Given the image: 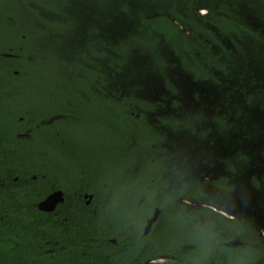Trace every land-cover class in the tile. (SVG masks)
Returning <instances> with one entry per match:
<instances>
[{
	"label": "trees",
	"instance_id": "obj_1",
	"mask_svg": "<svg viewBox=\"0 0 264 264\" xmlns=\"http://www.w3.org/2000/svg\"><path fill=\"white\" fill-rule=\"evenodd\" d=\"M252 18L264 0H0V264H93L116 236L133 245L122 264L154 207L151 241L191 243L193 263L264 264L243 215L182 202L264 207ZM55 190L64 202L39 210Z\"/></svg>",
	"mask_w": 264,
	"mask_h": 264
},
{
	"label": "flooded vegetation",
	"instance_id": "obj_2",
	"mask_svg": "<svg viewBox=\"0 0 264 264\" xmlns=\"http://www.w3.org/2000/svg\"><path fill=\"white\" fill-rule=\"evenodd\" d=\"M25 135L28 136L27 134ZM63 196H64V193H63ZM81 196L84 201V204L87 207L92 205L93 210L96 209L94 208L95 202L94 203L92 202L93 195L91 193H83ZM182 202L184 203V200ZM188 202H190V205L188 204V206L207 208L211 210L212 212L220 214L222 217L229 219V220L233 219L237 214L243 215L244 219L251 226L250 229H252L254 234H256L255 237H257L258 240L264 244V220H263L264 217L260 218L261 215L264 216V213H261L258 210V208L264 209V207L258 206L256 210L259 213L251 214V216L249 215V217H247L244 215L245 211L243 209H240V207H239L240 210L232 209L233 213H230V212H225L221 208L215 207L207 202H195V201H188ZM62 203H59V204H62ZM59 204H57L51 212H54V210ZM96 207H97V203H96ZM156 209H158L159 211L156 221L151 224L147 232H144V229L147 226V221L152 217ZM241 211H243L242 214H241ZM159 215H160V209L158 207H154L151 215L145 218L144 223L142 225H139L140 226L138 227L139 228L138 237H139V242H140L139 252L137 254L131 255L132 258L126 259V261L122 262V264H173V262L178 259H180L186 264H198V263H193L191 261L192 255L189 254V251L192 247V244L189 242L183 243L179 248L180 244H177L175 237H172V236L167 240H164L163 238H155L157 242H155L154 240L151 241V232L155 224L157 223ZM148 237H150V239H148ZM128 240L129 238L127 237L125 238V241H124V239L121 236L109 237L103 240L102 242H100L98 239L94 240L95 246H96L95 257H97L98 261H96V263H93V264H106L107 262L109 264H113L111 261L114 260L115 257L117 258V254L122 253L125 249L128 250L129 246H133V245H129Z\"/></svg>",
	"mask_w": 264,
	"mask_h": 264
},
{
	"label": "rangeland",
	"instance_id": "obj_3",
	"mask_svg": "<svg viewBox=\"0 0 264 264\" xmlns=\"http://www.w3.org/2000/svg\"><path fill=\"white\" fill-rule=\"evenodd\" d=\"M204 13H205V11H201V14H204ZM252 23H253V25L256 26L257 29H260V27H262L264 29V24L262 22H260L258 20V18H252ZM252 47H256L258 49L263 48L262 51L264 52V46L263 45H260V44H258V46L252 45L251 47H246V48H248L247 50L244 51L246 56H251V57L253 56V52L255 51L256 48H252ZM262 71H263L262 69H259V72H262ZM181 136H182L183 139H185V136L183 134L182 135L176 134L177 141L178 142H187L186 140L183 141ZM182 147H184V146H182ZM207 171H208L209 175H213V174L219 172L218 170L214 169L213 167L207 169ZM215 177L217 178L216 175L206 176L205 178L206 179H211V178H215ZM233 201H236V202L239 203V207H241L245 211L244 215L247 216V217H249V215L251 216V214L259 213L257 210L253 209V206H258L260 204V200L258 198H256L255 196L249 194V193H244L243 194V198L241 199V203H240V198L239 197L236 198V199L234 198ZM184 203L186 205H188V204L190 205V202H188V201H184ZM262 217H264V216L261 215L260 218H262Z\"/></svg>",
	"mask_w": 264,
	"mask_h": 264
},
{
	"label": "water",
	"instance_id": "obj_4",
	"mask_svg": "<svg viewBox=\"0 0 264 264\" xmlns=\"http://www.w3.org/2000/svg\"><path fill=\"white\" fill-rule=\"evenodd\" d=\"M64 201L63 192L61 190H55L48 194L43 200L37 204V208L43 212H51L55 206ZM159 211L156 209L152 217L147 221V226L144 232L150 228L151 224L154 223L158 217Z\"/></svg>",
	"mask_w": 264,
	"mask_h": 264
}]
</instances>
